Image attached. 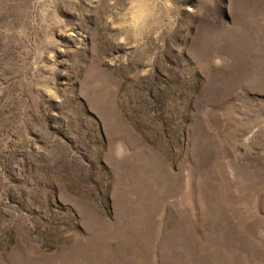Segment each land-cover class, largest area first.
Listing matches in <instances>:
<instances>
[{
	"label": "rangeland",
	"instance_id": "374dc122",
	"mask_svg": "<svg viewBox=\"0 0 264 264\" xmlns=\"http://www.w3.org/2000/svg\"><path fill=\"white\" fill-rule=\"evenodd\" d=\"M0 264H264V0H0Z\"/></svg>",
	"mask_w": 264,
	"mask_h": 264
}]
</instances>
